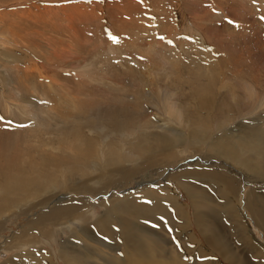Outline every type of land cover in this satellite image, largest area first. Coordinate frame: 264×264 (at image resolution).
<instances>
[{"label":"rangeland","instance_id":"374dc122","mask_svg":"<svg viewBox=\"0 0 264 264\" xmlns=\"http://www.w3.org/2000/svg\"><path fill=\"white\" fill-rule=\"evenodd\" d=\"M261 17L264 0H0V152L8 150V154L12 152L30 161L24 163V174L29 176L32 160L38 169L42 156L52 163L46 169V182L40 184L51 191L43 196L38 192L41 194L32 204L25 200L21 207L0 215V264L17 252L32 248L25 244L16 249L18 240H9L27 231L43 210L59 209L55 201L65 194L76 200L65 204V209L72 212L63 218L65 221L38 217L36 221L48 218L45 223L51 227L47 233L42 228L37 231L42 243L34 248H46L44 251L52 253L54 262L67 264L54 254L53 247L59 252L64 240H72L66 245L78 257L79 264H94L93 257L97 259L103 254L80 243L78 236L87 240L79 232L81 222L78 220V225L73 226L76 236L63 227V222L76 218L73 209L88 206L89 211L84 213L93 217L86 221L93 236L103 240L110 235L114 244L104 248L89 243L107 249L108 254L125 255L129 262L133 249L92 223L104 214L110 200L145 187H152L163 198L165 185L177 189L189 218L188 227L199 242L185 240L188 228H182L179 212L172 215L169 211L165 223L158 221L163 216L157 213L142 220L157 258L171 264H234L226 258L223 248L228 255H235L233 259L241 256L249 264H264V228L255 222L257 218L245 201L249 191H264V179L254 182L231 167L230 161L227 163L205 147H191V152L183 155L177 153L182 147L172 148L167 152H174L170 161L162 150L139 161L109 167L107 174L103 172L105 175L98 171L80 180L86 183L82 185L86 191L80 183L74 184L76 175L71 174L80 164L85 167L108 157L110 146H120L125 153L142 136L152 132L166 134V124L188 134H199V125L205 129L210 126L215 133L222 121L229 128H236L242 122L247 125V120L263 116ZM31 98L37 107L33 110L26 108ZM78 131L82 137L74 136ZM74 139L81 145L71 142ZM88 141L92 144L81 151ZM122 168L134 172L124 176L119 171ZM222 168V175L227 172L233 176L236 191H241L243 218L263 252L244 245L247 240H242L233 225L237 222L221 209L218 214L216 203L213 202L209 216L199 217L200 208L211 209L210 201L194 204L175 180L184 172L185 176L207 173L218 179L217 172ZM4 178L0 172V196L5 197L1 192ZM150 179L156 183H148ZM197 186L205 187L209 197L211 194L222 202L215 186L201 180ZM15 196L8 198L18 204L21 198ZM251 196L255 198L256 194ZM44 199L49 200L45 203ZM197 217L209 221L210 224L205 223L210 237L198 227ZM6 242L9 245L5 246Z\"/></svg>","mask_w":264,"mask_h":264},{"label":"bare ground","instance_id":"6f19581e","mask_svg":"<svg viewBox=\"0 0 264 264\" xmlns=\"http://www.w3.org/2000/svg\"><path fill=\"white\" fill-rule=\"evenodd\" d=\"M25 99L27 100V103H29V100L27 98ZM30 100H31L32 106L31 104H28L26 108H32V107L37 108L34 103L35 101L32 98ZM203 102L205 101H202V103ZM33 108L31 110H33ZM254 109H257V108H254ZM128 117L130 116H127V118ZM225 117H226V114H225ZM261 119H263L264 121V115L259 116V117H254V118H251L250 120H247L246 121L247 125H245L244 122H242L236 128H229V126H227L226 121H222L219 124V127L215 131V133L211 131V128L209 125H208L209 127L206 129L204 127H199L200 126L199 125L197 127L199 134H196L195 132L188 134L184 131L171 128L169 125L166 124V126L164 127L165 131H167L166 134H164V132L163 133L152 132V134L150 133L145 136H142L140 138V141L137 143V145H134V147L132 145L133 148L132 147L128 148L129 150H126L125 153L122 152L123 148H121L120 146H117V145H113L112 147L110 146L109 148L111 149L108 153V157H104V159L102 160L100 158L98 160H94L91 164L86 165L85 167L81 166V164L78 168L76 166V168H74V170L71 173L72 175L74 173L76 175V180L74 181V184L80 183L81 188H83L82 185H86V183H83L80 180L83 179L84 177H90L92 174L98 173V171L102 172L101 174L105 175L103 172L106 171V174H107L108 173L107 169L109 167H115L117 164H121V163L125 164L128 162L139 161V160H142V158L144 157L146 158V156H152L154 153L158 151H162V150L166 151L165 154L170 161V159L172 160L174 152L173 154L172 153L169 154L167 152H171L172 148L182 147L181 149L177 150V153L179 155H183L184 153L191 152L190 150L191 147L193 148L196 146L200 148L205 147L209 152L215 153L216 155L220 156V158L225 159L227 163L230 161L231 163L229 165L231 167H234L235 169L241 170V173L244 174L245 177L249 179H253V181L254 179H257L256 181L258 180L262 181L264 179V122L261 121ZM128 123H129V120H128ZM113 125H114V122H113ZM77 135L82 137L80 131L74 134V136H77ZM80 137H78L77 139H79ZM73 141L75 144L80 143L76 146L81 145V142L79 140L75 142V139H74L71 142ZM89 143L90 142L88 141L85 148L80 149V150L86 151V149H88ZM7 151L6 153L0 152L1 153L0 154V172L5 177L4 178L5 183L2 184L4 186V190L3 191L1 190V192L6 195L5 197L0 196V215L4 214L5 212L9 210H14L15 208L17 209L18 207H21L22 202L25 200H29V202H31L32 204L34 202V199L40 196L41 193L39 194L38 192H42V196H43L45 194H48L51 191L50 188L48 187L44 188L43 186L41 187L40 185L42 182L47 180L44 177L48 175L46 169L52 166L51 160L46 159L42 156L41 166H40V169H38L37 166L32 162L34 160L31 159L32 160L31 164L33 165V167H31L32 173L29 176V175L24 174L25 172L24 163L25 164L30 163V161L18 156V154H11L12 153L11 151H10L11 153L8 154ZM183 167H186V166H181V169H183ZM159 168L158 170H161ZM119 171L124 176H127L129 172L130 173L134 172V170L126 169V168L124 169L122 168ZM202 171L203 170H201V172ZM222 172H225L223 168L217 172L218 179L217 177H215L214 179L211 175H208L207 173L195 174V175L187 174L185 176V172H184L178 175L177 178L175 177V180L178 184H180L187 191L189 196L194 200L193 201L194 204H198V202L200 203V200H202V202L204 201L203 205L207 203V200L210 201L211 209H209V211H206V209L201 210L200 208V210L197 212V215L199 217H203L204 215L209 216L210 213L213 211V205H212L213 202L216 203L215 207H216V212H218V214L220 212L219 210L221 209V212L229 214V218H231L234 222L235 221L237 222V223H233V225L235 224L234 228L236 229V231L238 232L242 240H247V243L246 244L244 243V245L256 251L259 249L262 251L261 246H260L261 244H258L259 243L258 241L256 242L254 239H252L253 236L251 235V231L249 229L248 223L246 222V220H244L245 217L243 218L244 214L242 213V208L240 207L241 202H242V194L240 193L241 191L239 193L238 191H236L234 177L228 175L227 172L225 176H223ZM99 176L103 177L102 175H99ZM199 180H201L202 182H205L206 185L215 186L217 193L219 194L222 202L220 203L219 199L212 198L211 194H210V197H211L210 198L207 195V192L204 190L205 187L199 188L197 186V184L199 183ZM148 183H156V181L150 179ZM83 189L86 191L85 188ZM163 189L165 190L163 193V195L165 196L164 197L162 196L163 198L158 197L153 192L152 187L151 188L145 187V188L139 189L138 192L136 191L137 193L133 192V194H129V193L124 194L123 196L118 197L115 201L110 200L112 202H110L109 204L108 203L105 204L106 211L104 212V214L95 218V223H92L104 231H107V232L109 231L111 234L113 233V235H115L121 241L120 244H125L127 247H130L131 249H133L132 254L129 252V256H131L129 262H126L127 259L125 255L117 257V256H114V254L113 255L108 254L110 252H108L107 249L106 251L108 253L104 251L105 247H110L112 244H114L110 240L111 238L110 235L108 236L107 239H103V240L99 239L100 237L98 238L96 236L95 237L93 236V233L89 229L90 227V224H88L89 221L86 222L87 220H89V218L91 219L93 217L84 213V212L89 211L88 206L87 208L86 207H79L75 209L72 208L73 211L77 212L76 218L73 217L69 219V221L63 222L64 224L63 227L66 226L69 230H71V236H76V233H74L75 231H74L73 226H77L78 225L77 223L79 221L81 222V225L78 227L79 232L87 240L84 241V239L78 236V239H80V243L83 244V247L85 246L89 250L91 248L94 249L96 254H98L100 251L103 254V256L99 255L97 259L93 257L94 264H171L166 259L157 258V256L155 255L156 251H154L153 248L151 247L152 246V244L150 243L151 239L150 237H147L145 233V231L148 228L144 227L142 220L156 216L157 213H161V215L164 218V217H167L168 213L170 212L172 215L173 213L177 214V212H179L180 218H182V221H181L182 228L185 227V230L186 228H188L185 240L192 239V241L195 240V242L197 243L199 241L193 236L192 232L190 231L191 229L188 227L189 218L188 216L186 218L185 211L183 210V205L180 204L179 197L176 192L177 189L169 185L163 186L162 190ZM255 194H256V197L253 198V196L251 195H255ZM255 194L249 191V194L247 198H245V201H246V204L251 209L253 217L257 218V219H254L255 222H259V224L264 228V191L259 190V192L256 191ZM15 195L17 196L19 195L21 198L18 204H15L14 202L16 201L10 200L8 198L9 196L16 197ZM48 200L49 199H44L45 203ZM215 200L216 201L218 200V202H216ZM74 201H76L74 198H72L68 194H65L64 197L62 196L56 199L55 201L56 205H60L59 209L55 210L54 208H51L50 205H48V207H50L49 210L48 211L43 210V212L44 211L45 212L44 213L42 212V214L39 215L38 217H53V219L60 218L63 220V218L68 217L67 214L69 212H72L71 209H65V204L66 203L72 204ZM11 203L13 204L11 205ZM67 206H71V205H67ZM180 211L182 212L180 213ZM4 217L7 218V215H5ZM38 217L34 218L32 223L28 225L29 229L27 228L28 229L27 231H25L24 233L13 235L11 237V240H9V242L13 240L15 241L18 240L19 247H17L16 249H21L20 247L25 244H29V246L32 248L26 251L22 250V252H17L15 254V257L6 259V261L2 264H58L54 262L53 258L51 259L52 253L49 252V250L44 251L46 248L44 250L39 249V248H36V249L34 248L42 243L40 236L37 235V231H39V229L42 228L43 231L47 233V231L50 232L49 227H51L50 224L45 223V221L48 218H41L39 221H36ZM163 218L159 217L158 221L163 223L166 220L165 218L164 219ZM196 220L198 221L197 225L200 228V230L203 231L206 235L208 234V237H210L209 232H208L209 227L206 224V223H209V221L207 222L205 218L198 220V217ZM84 222H86L85 223L86 225L84 224ZM175 225L176 227L178 226L177 224ZM153 234H155V232ZM253 240L255 241L254 243H253ZM89 241L95 242L104 248L100 249V247L92 243H89ZM9 242H6L5 246L9 245L8 244ZM69 242L72 243L73 241L64 240L62 242L63 243L62 249L60 248L61 250H59L60 255L58 254L59 252L56 251L55 247H53V250L55 251L54 254L62 259L64 258L67 261V264H79L78 257L73 255V252L69 251V249L71 248L66 245V243H69ZM221 250L225 253L226 258L229 259L232 263L249 264V262L245 261L244 257L237 256L236 259H233L235 255H228V251L224 250L223 248H221ZM99 261H102V263H100ZM194 264H198V263L196 262Z\"/></svg>","mask_w":264,"mask_h":264},{"label":"snow or ice","instance_id":"6c2138e0","mask_svg":"<svg viewBox=\"0 0 264 264\" xmlns=\"http://www.w3.org/2000/svg\"><path fill=\"white\" fill-rule=\"evenodd\" d=\"M261 19H264V17H261ZM229 23H234V21H229ZM163 39V37H161Z\"/></svg>","mask_w":264,"mask_h":264}]
</instances>
